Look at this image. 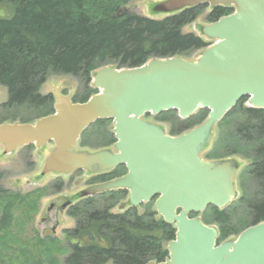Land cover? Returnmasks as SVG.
I'll list each match as a JSON object with an SVG mask.
<instances>
[{
    "label": "water",
    "instance_id": "obj_1",
    "mask_svg": "<svg viewBox=\"0 0 264 264\" xmlns=\"http://www.w3.org/2000/svg\"><path fill=\"white\" fill-rule=\"evenodd\" d=\"M201 4L233 11L200 29L212 43L197 59L155 57L131 68L103 65L91 77L97 93L78 103L55 88L54 112L34 123H1L0 145L8 154L51 143L42 175L102 173L124 165V175L94 183L80 196L126 190L130 207L154 201L157 214L176 231L164 261L145 264H264V221L217 243V227L190 216L208 206L224 208L236 197V160H204L200 154L239 100L264 109V0H164L154 11ZM200 109L208 110L203 122L175 136L143 119L167 111L187 119ZM101 119L113 122V149L77 150L81 133Z\"/></svg>",
    "mask_w": 264,
    "mask_h": 264
},
{
    "label": "trees",
    "instance_id": "obj_2",
    "mask_svg": "<svg viewBox=\"0 0 264 264\" xmlns=\"http://www.w3.org/2000/svg\"><path fill=\"white\" fill-rule=\"evenodd\" d=\"M134 0H0L11 7L9 18L0 17V86L6 88V101L0 104L4 112L24 110L29 113L12 122L33 123L54 111V99L39 89L52 74L83 76L89 81L91 74L103 65L137 67L150 58L179 56L192 50L204 49L209 42L201 35L184 33L182 28L193 22L201 13L204 4L185 8L153 19L129 11L126 6ZM231 7L218 6L210 9L206 20L211 23L230 14ZM89 91V90H88ZM95 90L74 97L73 102H85ZM238 103L216 125L219 136L207 159H226L241 155L250 160L241 180H252L251 191L241 188L237 198L222 209L207 207L202 213L205 224H215L218 230L217 243L236 237L249 226L264 221V109ZM208 110L200 109L187 119H181L176 111L156 115H171L174 118L170 135H179L206 118ZM240 119L231 128V117ZM236 122V121H235ZM110 119H101L86 128L80 136V145H85L84 135L89 129L100 130L107 148L114 144L115 137ZM235 124V123H234ZM125 173L123 165L95 178L108 180ZM242 187V186H241ZM125 190L97 194L124 198ZM19 199L8 195L0 186V244L16 258L17 264H46V254L30 250L28 245L12 243L6 232L11 226L17 203L29 206L34 211L36 201L31 195ZM96 198V197H95ZM95 198L88 197L70 207L69 214L77 219L74 228L67 230L70 251L64 264H145L148 261L162 262L168 256L167 244L175 238L173 224H167L154 210V201L137 208L128 207L121 213H112L108 208H97ZM35 203V204H33ZM25 215V214H24ZM191 214L190 216H198ZM23 219V218H22ZM30 214L18 221L23 227ZM8 233V232H7ZM5 236V237H4ZM36 248L44 246L37 238ZM18 244V246H17ZM21 258V259H20Z\"/></svg>",
    "mask_w": 264,
    "mask_h": 264
},
{
    "label": "rangeland",
    "instance_id": "obj_3",
    "mask_svg": "<svg viewBox=\"0 0 264 264\" xmlns=\"http://www.w3.org/2000/svg\"><path fill=\"white\" fill-rule=\"evenodd\" d=\"M162 1L164 0H134L130 2L126 8L131 12L145 17L161 19L167 14L154 11V7ZM209 12L210 7L205 5L197 18L182 28V32H192L196 35H201L200 29L209 23L206 20V16ZM11 15V7L0 3V17L9 18ZM207 41L211 44L210 40ZM202 50L203 49L192 50L185 54L183 58L193 61L197 59ZM114 67L120 68L118 65H115ZM93 75L94 72L91 74V77ZM55 88L58 93L69 95L71 99L74 97L80 98V96L84 95L86 92H90V89L95 90V93H97V90L92 85L91 78L89 81H86L85 77L81 75L52 74L46 78L39 91L42 94L50 93L53 96L54 105L58 102L54 96ZM6 98V88L0 86V104L5 102ZM243 105H247L246 101L243 102ZM27 114L29 113L24 110L4 112L0 109V123H9L14 117L18 119ZM155 116L156 115L146 114L143 118L148 122L161 126L166 133L170 134V128L174 121V117L171 115H164L162 117L160 116V119H156ZM239 119V115L237 118L231 117L230 120L233 122L230 123V127L233 128ZM111 127L113 130V123L108 126L109 129ZM100 132V130L95 128L89 129L83 137L85 145L81 146L79 139L76 144V149L86 151L102 149L100 146L104 144V139L103 136L100 135ZM219 133V128L215 127L208 146L203 150V156L201 154V158L203 157V159H207L206 154L212 149ZM51 147V144H47L41 148L34 145H27L18 147L13 152L6 154L3 152L4 147L0 145L1 188L7 192L8 195L15 194L19 196V199H22V196L30 194L31 198L36 201V204L33 203L35 204L36 209L29 212L26 210L27 208L29 209V206L23 205L19 200L13 212V219L15 220L11 222V226L7 231L8 233L6 232L5 234L7 238H12L14 233L15 235L18 234L19 238L15 237L18 244L28 245L30 250H35L36 256H38L37 254L39 251L46 254L49 258L46 259V264H64V259L70 251V242L73 241V239L69 238L67 230L75 227L77 219L69 214L70 208L67 207L62 209V204L69 200L72 205H76L88 198L80 197V192L85 190L92 183H95V178L98 174L79 170L69 174H57L51 172L42 175L41 172L44 161ZM109 148L113 149V144H111ZM232 158L237 161L238 165V170L234 177V190L237 198L241 195V188L244 187L247 191H251V187L254 185L250 179L247 181L239 179V175L242 172H245L246 167L250 164V160L245 159L241 155H234ZM91 197H96L95 206L97 208H108L112 213H121L129 207L128 193H126L125 197L121 199L116 197L111 198L110 195H103V197L94 195ZM137 211L138 213H142L144 207H137ZM29 214L31 219L27 221L26 225L17 229L18 221H23V219ZM198 218L202 219L203 217L199 214ZM210 225L214 226L215 224L211 223ZM52 229H55L54 232ZM37 238L43 239L45 244L36 250L37 247L42 245L35 242ZM15 239L12 238V243L15 242ZM3 254H6V256L11 255L9 250L0 244V264L18 263L15 256L14 258L5 257V259H3Z\"/></svg>",
    "mask_w": 264,
    "mask_h": 264
},
{
    "label": "flooded vegetation",
    "instance_id": "obj_4",
    "mask_svg": "<svg viewBox=\"0 0 264 264\" xmlns=\"http://www.w3.org/2000/svg\"><path fill=\"white\" fill-rule=\"evenodd\" d=\"M201 154H202V156H203V150H202ZM202 159H203V157H202ZM104 173H107V172H102V173H97V174H98V176H100V175H102V174H104ZM98 176H97V177H98ZM103 181H104V180H103ZM96 182H102V181H96ZM96 182H95V183H96ZM92 184H93V183H92ZM62 205H63V206H62V209H63V208H67V207L70 208L71 206H73L72 203H71V201H69V200L66 201V202H65L64 204H62ZM60 207H61V206H60ZM54 230H55V229H52L53 232H54Z\"/></svg>",
    "mask_w": 264,
    "mask_h": 264
}]
</instances>
